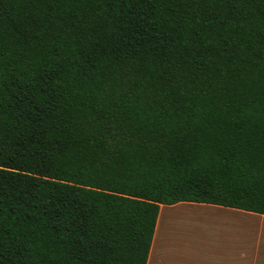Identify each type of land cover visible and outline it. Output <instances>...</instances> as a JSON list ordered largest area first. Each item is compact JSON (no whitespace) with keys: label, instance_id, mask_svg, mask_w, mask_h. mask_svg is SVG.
I'll return each instance as SVG.
<instances>
[{"label":"trees","instance_id":"obj_1","mask_svg":"<svg viewBox=\"0 0 264 264\" xmlns=\"http://www.w3.org/2000/svg\"><path fill=\"white\" fill-rule=\"evenodd\" d=\"M180 202L264 215V0H0V264H146Z\"/></svg>","mask_w":264,"mask_h":264},{"label":"crops","instance_id":"obj_2","mask_svg":"<svg viewBox=\"0 0 264 264\" xmlns=\"http://www.w3.org/2000/svg\"><path fill=\"white\" fill-rule=\"evenodd\" d=\"M188 231L196 239L180 241ZM146 264H264V215L203 203L161 205Z\"/></svg>","mask_w":264,"mask_h":264},{"label":"rangeland","instance_id":"obj_3","mask_svg":"<svg viewBox=\"0 0 264 264\" xmlns=\"http://www.w3.org/2000/svg\"><path fill=\"white\" fill-rule=\"evenodd\" d=\"M179 210V208L177 209V210H175V211H178ZM186 213V212H185ZM186 214H188V213H186ZM184 216H189V215H184ZM192 218V217H191ZM184 220H188L187 219V217H184L183 218ZM190 221V220H189ZM191 221H194V220H191ZM190 221V222H191ZM184 222V221H183ZM185 222H188V221H185ZM257 230V229H256ZM181 237H180V241H192V240H194V239H196V237H194V235L192 234V232L191 231H188V232H184V233H181V235H180Z\"/></svg>","mask_w":264,"mask_h":264}]
</instances>
